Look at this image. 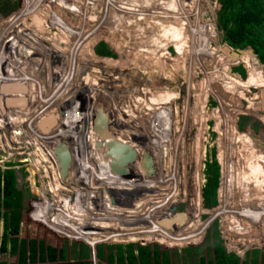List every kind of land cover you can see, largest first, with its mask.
Instances as JSON below:
<instances>
[{
	"label": "rangeland",
	"instance_id": "374dc122",
	"mask_svg": "<svg viewBox=\"0 0 264 264\" xmlns=\"http://www.w3.org/2000/svg\"><path fill=\"white\" fill-rule=\"evenodd\" d=\"M34 1L0 0V244L2 236H9L16 230V225V237L24 240L26 247L31 240L37 246L38 240H43L60 251L64 246L66 260L72 263L109 264L97 255L99 247L105 257L108 244H143L158 253H165L169 264H200L201 260L203 264H214V245L218 240L226 254L238 258V264L251 261L252 251L258 252L256 258L259 259L264 252V167L259 158L251 154L250 148L259 139L263 145L254 150L261 151L264 147L261 131L264 126V98L261 99L264 85L255 75L247 77L246 74L243 81L256 84L257 88L247 91L237 88L225 93L230 83L232 86L240 84L232 77L219 79L224 66L246 69L243 61L253 57L242 55V61L221 58L225 49L230 51L222 43V33L217 29L218 0ZM104 1L109 4L106 6ZM174 2L179 11L170 9ZM26 5L31 6V12L25 13ZM182 16L186 23L184 27L180 26ZM99 44L106 45L113 57L96 56L93 50ZM200 53L206 59L203 60ZM219 60L223 64H219ZM203 63L211 69L209 77L208 71L203 70ZM218 66L222 69L217 70ZM208 85L224 97L228 107L211 93L206 94L205 86ZM148 92L153 97L148 96ZM119 95L126 100L123 107H119V103L118 107L115 105L114 97ZM101 96L104 98H98ZM90 98L101 100L87 105L92 101ZM14 104L18 106L5 110V106ZM96 107L105 110L114 145L129 149L127 152L118 149L125 154V161L129 160L126 156L129 147L133 150L130 144L136 143L132 145L143 154L135 150L137 158L134 162L140 166L141 157L149 155L152 165L156 166L155 174L158 175L155 179L151 176L149 180L141 171L139 183L133 185L128 164L125 166L127 171L124 167L123 174L115 177L113 165L107 163H113L111 155L106 153L103 145L105 152L102 149L97 152L105 156L103 174L108 179L98 175L99 170L91 175V179L97 181L90 184L93 195L89 196L83 192L86 191L85 184L76 183L75 177L68 175L69 168L43 173L44 167L41 169L39 163L33 167L36 157L44 162L53 157L48 156L52 144L35 147L32 141L36 139L31 137L28 143L29 129L22 128L18 134L10 129L12 125H24L28 117L34 119L33 122H37L38 117H45L52 122H48V126L39 120L36 131L40 132L37 134L40 139L41 134L56 132V117L66 119L73 115L79 118L85 116L84 112L89 116ZM230 117L236 120L232 121ZM158 120L166 125L168 134L174 133L172 141L169 142L166 135L167 142L157 138ZM151 130H155V134ZM94 138L98 139L95 135ZM94 138L87 140L92 144ZM52 142L54 144L56 138ZM175 147H178L177 156ZM154 158H157V164ZM114 162L117 165V160ZM208 163L216 165L220 179L217 203L212 209L202 197ZM181 165L187 166V176L194 177H190V182L189 179L175 181L176 184L185 183L186 191L182 189L184 193L176 199L159 196V192H164L163 189L170 185L162 181L164 177L173 170H177V176L182 174ZM66 175L71 181L61 179ZM35 176L38 182L44 176L48 178L42 181L48 187L53 185V177L63 188L74 186L75 182L77 188L73 193L78 191L79 201L64 205L58 201H44L37 194L44 186L29 182L30 177ZM77 177L86 180L82 172ZM117 177H122V181L119 180L122 186H118ZM12 180L13 191L7 187ZM256 184L261 188L257 192ZM97 187L103 189L97 190ZM243 187L246 189L242 190ZM108 188L112 190L109 191L111 198L104 193ZM237 188L241 195L246 192L244 196L249 197L250 206L242 200H233V208L230 207ZM176 190L168 189L169 192ZM117 197L123 206L120 210ZM227 198L229 203L224 204ZM20 199H23L22 205H18ZM98 201L103 202L105 214L97 205ZM232 210L236 225L230 227ZM34 211L40 212V220L46 223L47 229L44 222L33 225L28 213ZM61 212L69 217L61 216ZM176 213L182 216L174 218ZM119 221H122V227L117 226ZM153 221L155 226H151ZM129 226L135 228L134 232L118 237L128 234ZM91 227L105 233L96 235L88 231L90 235L85 238V230ZM48 229L57 231L55 239L48 236ZM60 229L74 236H67ZM108 232L116 234L109 235ZM134 250L136 252L135 247ZM18 259L19 256L12 257L7 251L0 254V262L5 264H17Z\"/></svg>",
	"mask_w": 264,
	"mask_h": 264
},
{
	"label": "trees",
	"instance_id": "16d2710c",
	"mask_svg": "<svg viewBox=\"0 0 264 264\" xmlns=\"http://www.w3.org/2000/svg\"><path fill=\"white\" fill-rule=\"evenodd\" d=\"M218 3L220 6V9L217 13L216 24H217L218 31L224 35L223 40L225 41V43L229 47H231L232 49H243L246 46H250L253 49L254 54L257 56L259 62L264 65V0H218ZM24 10L26 12H28L30 10V6L26 5ZM30 12H31V10H30ZM225 50H226V52H225V54L223 53L224 56L221 57L222 59L230 58V55H229L230 52H228L227 49H225ZM93 51H94V54L96 56H99L102 58H112L113 57L109 48L104 44H99ZM198 55H199V53H198ZM200 55H201L202 59L203 58L206 59V57L203 56L202 53H200ZM211 56H213L214 58L216 57L215 54H213V53ZM236 59H239L240 61H242V56H240ZM243 62H245L244 65L246 66V70L242 66H238L237 68H234V69H230L231 66H229V65L224 66L223 73H221V76H219V79H222L224 77H229V78L232 77L234 80H236L235 82H237L238 84L241 85L240 86V85L234 84V86H232L233 84L230 83L229 86L227 88H225V93H229L231 91H234L237 88H242L245 91H247L249 89H255L258 87V85H256V84L243 81L246 78V71H247V77L249 75H255L257 78H259L260 82L264 85V75L262 72V67L258 63L256 58L253 57V58L247 59ZM218 63L223 64L222 60H219ZM199 65L200 66L202 65L201 61H200ZM203 70L208 71L207 74L209 77V73H210L211 69L207 68V66L204 65V63H203ZM230 70H231V72H230ZM233 72L236 73L237 75H239L242 78V80L235 78V76H233L231 74ZM243 85H246V86H243ZM205 88L207 90L206 94L211 93L213 96H215V98L220 103H222L223 105L228 107V104L226 102H224V97H221L220 95L216 94V92L213 91V87H210L208 85V86H205ZM99 89H102V88H99ZM261 92H262V96H261V99H262V98H264V91H261ZM205 95H203V96H205ZM203 96H202V98H203ZM20 100H21V97H20ZM91 100L93 101L94 99L92 98ZM18 105H19V103H18ZM18 105H15V104L10 105V106L8 105V106H5L4 108H5V110L10 111V110H13L14 108H16ZM255 109H257V108L255 107ZM222 110H224V109H222ZM43 118H44V121H42V122H47L45 117H42V118L38 117V119L37 118L35 119L36 121L38 120L36 122L37 126H38V124H40V121L43 120ZM28 119L30 122L34 121V119H32L31 117H28ZM230 119L232 121L236 120L234 117H230ZM36 129L34 128V129H32V131L29 130L30 134L28 136L29 138L27 139L28 143H30L29 141L32 137L33 140L36 139V141L35 140H34V142L32 141V144L35 147H38V144H41V146L47 145V144H53L52 140L55 138L54 136H52V138L48 140L46 137H43V135L41 134L42 137L39 139L38 138L39 135H37V134L40 132L39 131L37 132ZM0 138H2V137H0ZM250 138H249V142H248L249 147H251V139ZM161 144H162V146H164L165 143L161 142ZM167 144L170 147V144L169 143H167ZM261 145H263L262 140H260V139L256 140V143L254 145H252L253 147L250 148V151L254 157L259 158L260 163L264 167V147H262L263 149H261V151H255L254 150L255 148L256 149L260 148ZM50 147H52V146H50ZM38 148H40V147H38ZM136 149H137V147H133V151H135ZM41 150L43 151V149H41ZM131 150L132 149H130V152H131ZM140 151L144 152V149L141 148ZM177 151H178V147L176 148L175 153ZM147 152H148V149H147ZM137 153H139V152L137 151ZM139 154H143V153L141 152ZM161 154H163V152ZM177 155H178V152L176 153V156ZM48 156L50 158L52 157L51 154H48ZM171 157L174 158L173 154ZM52 159L55 160L56 158L52 157ZM56 161H58V160H56ZM61 161H63V159ZM157 161H158L157 158H156V160L154 158V162H156V164H157ZM107 163L112 164L111 162H107ZM182 163H184V161ZM95 165H98V163H95ZM103 165H104V163H103ZM128 166H130L129 171H131L130 175H131L132 184L137 185L140 181V180H138V175H140V172L142 171L141 167L134 161H132V162L130 161ZM180 167H182V169L184 170V172L182 174L180 173L177 176V174H176L177 170L176 171L173 170L169 173L170 176L167 174L169 177L168 176L164 177L163 180L159 179L160 181L162 180L163 182L170 184L169 186L166 187L167 189H165V188L163 189L164 192H161V191L159 192V196L160 195L165 196V197H167V200L172 199V196L174 197V199H176L177 195L180 196L186 191L185 183L176 184L175 181H178V180L183 181L184 179H189V182H190V177H192V178H194V177L191 175H188V176L186 175L185 167L187 169V166L183 167L181 165ZM180 167H179V169H181ZM114 168L117 169L115 172V177H116V176H118V170H119L118 165L115 164ZM155 168H156V166H153V169H154V173L152 175L153 179H155L156 175H158V174H155ZM204 173H205L206 183L204 185V189L202 190V197L204 198V200H206L208 206L210 207L209 209H212L215 207V205L217 203V190L219 187V170H217L215 164L208 163L207 167L205 168ZM78 174H79V171L77 172V175ZM133 175L135 178L133 177ZM183 175H184V178H183ZM79 177H81V176L79 175ZM107 177H106V175L103 176V178H107ZM117 178H118V180H117L118 186H122V184L121 185L119 184V180L122 181V177H117ZM148 178H149V180H151V177H148ZM35 179H36V177H35ZM81 182H83V181H81ZM180 184H181V186H180ZM13 185L14 184H13V180H12L11 182H9L7 184V187L11 191H13ZM118 186H117V189H118ZM254 186H255V192H257L258 190L261 189L258 184L254 185ZM177 187L179 188V190ZM169 188L170 189L173 188L174 190L175 189H177V190L175 192H173V191L169 192L168 191ZM182 189H184V192L182 191ZM244 189H246V187L242 188V190H244ZM177 192H179V194H177ZM247 192L250 193L252 191L249 188H247ZM245 194H246V192L244 191V195ZM244 195H241L240 190L237 188L236 192L232 196L233 199H231L230 207L233 208V200L239 201V202H240V200H242L245 202L246 205L249 204V206H250L251 204L249 203V197L244 196ZM119 199L120 198L116 199V203H117V207L120 210L123 206L121 204V201L118 202ZM121 200L123 201V200H125V198H122ZM19 201H20V203L18 205H21V199ZM126 202H128V201H126ZM223 202H224V204L229 203L228 198L225 199ZM172 204L175 205V202H172ZM174 207L176 209V205ZM107 209H108V207H107ZM234 214H235V212H234V210H232L230 212V215H231L230 219H232L230 222V224H231L230 227H233L234 225H236V220H235ZM61 216H64V215H61ZM66 216L69 217V215H67V214H66ZM17 220L19 221V219H17ZM32 223H33V225H35L37 223V221L35 219H33ZM73 223H75V222L73 221ZM116 223L118 225H120V227L123 225L122 221H119ZM96 224H99V226H102L99 222H97ZM75 226L77 227L76 223H75ZM151 226H155L154 221L151 223ZM130 227L131 226H129L127 228L130 230V232L128 234L123 233L122 235H120L118 237H122V236L132 234L134 232L135 228H130ZM215 227H216V223H214L213 228H214V232L217 233V231H215V230H217ZM238 228H240V227H238ZM15 229L16 230L11 232L9 234V236H6V235L2 236L0 252L3 251L2 249H6L7 242L10 238L13 240V241L11 240L12 245L10 247V252H9L10 255L14 256L16 254L17 248H18L19 249V252H18L19 263L18 264H24L26 262V260H25V243L22 241L19 245H17V241L15 240L16 234H17L16 225H15ZM242 233H239L238 235L243 236ZM107 234L115 235L116 232H111V233L108 232ZM48 236L53 238V239L56 238V236L53 233H49ZM86 236L87 235H85V238H86ZM52 246L46 245L43 240H40L39 245L37 246L35 241L31 240L30 258H29L30 262L31 263L35 262V251H36V249H38L39 262H43L45 259H47L52 264H88L85 262L64 263V262H62V260H64L63 247H62V251H60V249L54 248L55 247L54 245H52ZM220 246H221V244H220V241L218 240V242L214 245V247H215V262H214V264H238V258L234 254H226L225 251L223 250V248ZM134 247L136 248L137 254L134 250ZM106 249L108 250V253L105 257L102 256L101 252H103V251L100 247L97 250V255L102 258L101 260L106 259V261L109 264H158V261L160 262V264H169V261L167 260L165 253H163L162 256L160 257L159 253L154 249V252L151 256V253L148 251L149 247H147V246L142 247L140 245L133 246L132 244H129L126 246L118 245L115 249L113 246H107ZM1 253H3V252H1ZM257 254H258L257 251H252V253H251L252 260L249 262L243 261L242 264H264V252L260 254L259 259L256 258ZM57 255H58V259L60 260V263L59 262L56 263ZM0 264H5V263L0 262ZM200 264H203L202 260L200 261Z\"/></svg>",
	"mask_w": 264,
	"mask_h": 264
},
{
	"label": "clouds",
	"instance_id": "9594fccd",
	"mask_svg": "<svg viewBox=\"0 0 264 264\" xmlns=\"http://www.w3.org/2000/svg\"><path fill=\"white\" fill-rule=\"evenodd\" d=\"M219 9H220V6H219ZM216 19H217V15H216ZM212 35H213V31H212ZM228 48L230 50H232L230 47H228ZM233 74L236 75L235 77L241 78L236 73L233 72ZM218 106H219V104H218ZM104 112H105V110H104ZM93 116H94V113L92 111V115L90 114L89 116H86V117L83 116V117L77 118V117H75L73 115H70V117H68L66 119H61L59 117H56L55 118L56 124H55V128H54V132L55 131L56 132L55 133L51 132V133H48L46 136H43V137H46L48 140L51 139L52 136H55L56 142L54 144H52L53 145V149L52 150H53L54 153H55L54 150H55L56 146H58V147L61 146L60 148L63 147L67 151L64 154V157H66L68 159V165L65 168L62 167V165H61L62 163H61L60 160L56 161V160H54L52 158L50 160L48 159L47 161L44 162L43 159H41V158H40L41 161H38L37 157H36V159L33 162V167H34L35 163L36 164L39 163L38 165H39V167L41 169H42V167H44V172L43 173H45L46 171H53L54 172V171H57V170H64V169L69 168L70 172H69L68 175H70L71 177L74 176L76 183L85 184L86 191H83V192H87L89 194V196L93 195L91 193L90 184L97 181L96 179H91V175L96 174L97 170H99V174L98 175H104L103 174L104 165L101 166V164H102V162L105 163V161H104V157L105 156L104 157L100 156V154L97 152V150H98L97 146H101V148H102V150L104 152H105V150H104L103 144L100 142V140L97 137V135L94 134L93 131H92V119H93ZM42 123L44 125L46 124V122H42ZM261 131L264 134V126L262 127ZM94 135L98 139H95ZM89 137H93L94 138V140L91 141L92 144H90L88 142V140H87V138H89ZM36 156H37V154H36ZM102 157H103V159H102ZM95 163H98V165H95ZM78 171H79V173L82 172L83 174L86 175L85 182L84 181L81 182L79 177L76 178ZM74 173H75V175H73ZM68 175H66L65 177H61V179H64V181H66V182L71 181L68 178ZM118 176H119V173H118ZM43 180H48V178H46L44 176V177L41 178V181L38 182V180H36L35 178H31L30 177L29 182L36 183L38 186H42L43 185V183H42ZM52 182H53V185L51 187L43 185L44 188L37 192V194L39 196H42V199L44 201H47V200L48 201H58V202L62 203L63 205L68 203V202H71V201H76V200H77V202L79 201V198H78L79 193H77L78 191L73 193L74 189L77 188V186H75V182H73L74 186H69L68 188L61 187L60 184L58 183V181L54 177L52 179ZM219 186H220V179H219ZM96 189L100 190V189H103V188L102 187H97ZM110 189L111 188H108V189L104 190V193L107 195L108 198H111V196H112V195L109 194V191H112ZM61 193H65V194H67V196H63V195H61ZM45 197H47V198H45ZM117 198H119V197H117ZM22 202H23V200H21V205H22ZM102 203L103 202H99L98 201L97 205L100 207L101 212H104L103 210L105 208L102 207ZM39 206L41 207L40 204H39ZM63 208H64V206H63ZM21 209H20L19 212L22 215ZM57 212H60V210H57ZM103 214H105V212ZM61 215L65 216L66 214L61 212ZM28 217L31 218V221L33 219H35L38 224L43 225L42 223L44 221L40 220L41 218H40V212L39 211H34V212L30 213V214L28 213ZM117 218L122 219L123 217H118L117 216ZM67 225H70V224H67ZM44 226L46 227V223L45 222H44ZM117 226L120 227V225H117ZM46 229H47V227H46ZM48 231H49V233H53L55 236H56V234H58L57 231H55L53 229H48ZM61 231H63V230H61ZM88 231H91L92 234H96V235L101 234V233L102 234L105 233L104 231H100V230H97V229L95 230L93 227H91L90 229L85 230L84 235H90V233ZM63 232H66V231H63ZM66 234H67V236L68 235H73L74 236L73 233L66 232ZM107 246H112V245L108 244ZM142 247H145V246L142 245Z\"/></svg>",
	"mask_w": 264,
	"mask_h": 264
},
{
	"label": "water",
	"instance_id": "95a60500",
	"mask_svg": "<svg viewBox=\"0 0 264 264\" xmlns=\"http://www.w3.org/2000/svg\"><path fill=\"white\" fill-rule=\"evenodd\" d=\"M228 51V50H227ZM230 54L231 57H233L234 59L238 58L240 55H242V53H247L250 54L252 56H254L253 54V50L251 48H247L246 52H244L245 50H236V51H232L230 50ZM263 67V66H262ZM231 72V70H230ZM233 76H236L235 74L231 73ZM264 75V73H263ZM94 116L92 119V131L94 134L97 135V137L99 138L100 142L105 145L108 153L113 157V170L114 172H116V168H114L115 166V160H117V165H118V173L123 174L122 172H124V167L126 166V164L129 165L130 160L134 161V158H137V155L134 154V151L131 150V152H128V154H126L127 156V162L125 161L126 157L125 156H121L117 157L115 155L118 154L119 150L122 152H127L125 151V146L124 147H118L116 145H114L115 142H113L114 136L112 134H110L111 131H109L110 127L108 125V117L105 114L104 110L102 108H98L96 107L93 110ZM48 122H52L51 120L47 121L46 124L48 126H50ZM54 122V121H53ZM109 127V128H108ZM112 133V132H111ZM106 143V144H105ZM61 147V146H60ZM60 147L56 146L55 148V153L58 155L59 158L63 159V161H61V165L63 168H65L68 165V159L66 157H64L63 152L61 151ZM117 147V148H116ZM98 149H102L101 146H97ZM119 149V150H118ZM107 153V152H106ZM115 154V155H114ZM114 155V156H113ZM140 167L141 170L145 173V175L147 177H151L154 173V169H153V165H152V158L149 155H143L140 159ZM125 171H127V168L125 167ZM172 211H174V208H172ZM176 216L174 218L180 217L179 215H181L180 213H176ZM182 216V215H181ZM182 220V219H180Z\"/></svg>",
	"mask_w": 264,
	"mask_h": 264
},
{
	"label": "bare ground",
	"instance_id": "6f19581e",
	"mask_svg": "<svg viewBox=\"0 0 264 264\" xmlns=\"http://www.w3.org/2000/svg\"><path fill=\"white\" fill-rule=\"evenodd\" d=\"M31 1V0H30ZM34 1V0H33ZM35 2V1H34ZM36 3V2H35ZM59 3H60V1H59ZM108 4H109V2H107ZM80 4H81V2H80ZM84 4H86V2H84ZM194 5V4H193ZM31 7V6H30ZM134 8V7H133ZM171 8H174L175 9V11H179V6H178V4H176V2H174L173 4H171L170 5V9ZM25 11V10H24ZM25 13H26V11H25ZM25 15H27V16H30V15H28V14H25ZM186 16H188V15H186ZM183 20V21H182ZM180 26H182V27H184V25H186V23H184V16H182L181 17V19H180ZM155 24V23H154ZM63 45V44H62ZM230 58L232 59V60H235L233 57H231L230 56ZM222 69V67L221 66H218L217 67V70H221ZM99 94H97V96H98ZM148 95L149 96H151L152 94L149 92L148 93ZM96 96V97H97ZM120 97H114V100H115V105H116V107H118L119 105V107H123V105L125 104L126 105V100L124 101V98L121 96V95H119ZM98 98H104V97H98ZM101 99H94L93 101H91V102H89L87 105H91L92 103H94V102H97L98 100H101ZM119 103V105H117ZM139 106V105H138ZM136 108V107H135ZM86 109V108H85ZM138 109V108H137ZM144 110V109H143ZM147 110V109H146ZM196 111V110H195ZM85 113V116H87L86 115V112H84ZM201 113V112H200ZM76 114V113H75ZM163 115V114H162ZM84 116V117H85ZM199 116H200V114H199ZM201 116H202V114H201ZM203 117H204V115H203ZM158 125H156L157 127H156V136H157V138L158 139H161L162 140V138H163V141H165V142H167L168 140H169V142L170 141H172L173 139L172 138H174L173 137V135H174V133H173V135H172V133L171 134H168V131H167V129H166V125L163 123V122H161L160 120H158ZM200 123V122H199ZM185 124V123H184ZM187 124V123H186ZM37 124H36V122H33V121H29V119H27L26 121H25V123H24V125H21V124H18V125H12V127H10V129L11 130H13V133H19L20 132V130L22 129V128H24V130L26 131V130H30V129H36L37 127ZM182 126V125H181ZM175 127V126H174ZM168 128V130H171V129H169L170 127H167ZM172 128V127H171ZM199 128V127H198ZM176 129V128H175ZM180 129V128H179ZM15 130V131H14ZM17 130V131H16ZM155 130H151L150 132L152 133V134H155L154 132H155ZM199 130V129H198ZM24 131V132H25ZM174 131V130H173ZM171 132V131H170ZM184 132V131H183ZM166 133V134H165ZM178 133V132H177ZM179 134V133H178ZM164 135H166L167 136V138H168V140L167 139H165V137H164ZM182 135V134H181ZM180 135V136H181ZM184 139V138H183ZM163 141H161V142H163ZM182 141V140H181ZM89 142V141H88ZM132 144H136V143H134V142H132L130 145L132 146V147H134ZM127 146H129V145H127ZM130 149H131V147H129ZM53 146L52 147H50L49 146V148H48V151H49V153L53 156V157H55L56 158V160H62L61 158H59L58 157V155L56 154V153H54L53 152ZM61 149V151L63 152V154H65V152H67L63 147L62 148H60ZM129 149H125V151H128ZM122 152V151H121ZM121 152H118V154L117 155H115V156H117V157H120V155L121 156H124L125 154H121ZM107 154H109L108 153V151H107ZM110 155V154H109ZM113 155V156H114ZM96 156V155H95ZM111 158H113L112 156H111Z\"/></svg>",
	"mask_w": 264,
	"mask_h": 264
},
{
	"label": "crops",
	"instance_id": "0c3cea01",
	"mask_svg": "<svg viewBox=\"0 0 264 264\" xmlns=\"http://www.w3.org/2000/svg\"><path fill=\"white\" fill-rule=\"evenodd\" d=\"M221 41H222V43H224L226 46H228L226 43H225V41L223 40V37H224V35L222 34L221 35ZM229 47V46H228ZM251 48L250 46H246V47H244L243 49H232L231 47V49L233 50V51H236V50H245L244 52H246V49L247 48ZM252 49V48H251ZM253 50V49H252ZM253 54H254V51H253ZM242 55L243 56H252V55H250V54H247V53H242ZM242 55H240V56H242ZM239 56V57H240ZM252 57H255L256 58V60L258 61V63L261 65V67H262V71H263V73H264V65L263 64H261L260 62H259V60H258V58H257V56L254 54V56H252ZM246 74H247V72H246ZM12 239H10L9 238V240H8V242H7V246H6V249H2L3 251V254L5 253V251H7L8 252V254L10 255V247H11V245H12V241H11ZM15 240L17 241V245H19L22 241L24 242V240H21L19 237H16L15 238ZM21 240V241H20ZM39 242H40V240H38V245H39ZM118 245H121V246H124V245H122V244H115V245H112L113 247H114V249L118 246ZM126 246V245H125ZM0 248H1V244H0ZM156 250V249H155ZM148 251L151 253V256H152V254H153V252H154V248L152 247L151 249L149 248L148 249ZM157 251V250H156ZM18 252H19V249L17 248V252H16V254L14 255V256H19L18 255ZM0 254H2L1 252H0ZM136 254H137V251H136ZM135 254V255H136ZM162 254L163 253H159V255H160V257L162 256ZM166 255V254H165ZM11 256V255H10ZM14 256H12V257H14ZM63 257H64V261H67L66 260V256H65V250H63ZM167 257V256H166ZM29 258H30V245L28 244L27 245V247L25 246V260H26V262L24 263V264H52L51 262H49L47 259H45L43 262H39V253H38V249H36V251H35V262H33V263H31L30 262V260H29ZM167 260H168V258H167ZM169 261V260H168ZM57 262H59L60 263V260L58 259V255H57V257H56V263ZM68 263H72V262H69V261H67ZM19 263V259H18V261H17V264ZM158 263H159V261H158Z\"/></svg>",
	"mask_w": 264,
	"mask_h": 264
},
{
	"label": "flooded vegetation",
	"instance_id": "af4514ba",
	"mask_svg": "<svg viewBox=\"0 0 264 264\" xmlns=\"http://www.w3.org/2000/svg\"><path fill=\"white\" fill-rule=\"evenodd\" d=\"M80 1H81V0H80ZM82 1H86V0H82ZM79 3H80V2H78V5H79ZM88 4H89V3H88ZM104 4H105V1H104ZM105 5L107 6L108 3L105 4ZM93 8H94V7H93ZM153 14L156 16V13L153 12ZM157 15H160V14L158 13ZM148 93H149V92H148ZM150 93H151V92H150ZM151 94H152V93H151ZM148 96H149V95H148ZM150 97H153V95H151Z\"/></svg>",
	"mask_w": 264,
	"mask_h": 264
},
{
	"label": "built area",
	"instance_id": "2783aa9c",
	"mask_svg": "<svg viewBox=\"0 0 264 264\" xmlns=\"http://www.w3.org/2000/svg\"><path fill=\"white\" fill-rule=\"evenodd\" d=\"M143 245V244H142Z\"/></svg>",
	"mask_w": 264,
	"mask_h": 264
}]
</instances>
